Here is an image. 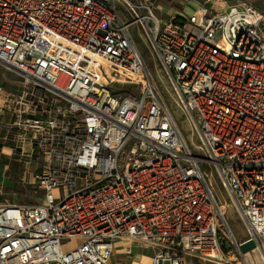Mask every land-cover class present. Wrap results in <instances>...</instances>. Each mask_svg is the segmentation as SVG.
I'll list each match as a JSON object with an SVG mask.
<instances>
[{"label":"built area","instance_id":"built-area-1","mask_svg":"<svg viewBox=\"0 0 264 264\" xmlns=\"http://www.w3.org/2000/svg\"><path fill=\"white\" fill-rule=\"evenodd\" d=\"M184 2L191 14L164 19L153 0H0V69L21 89L0 87L13 119L2 130L21 155L32 149L42 192L0 206V264H111L116 241L152 250L150 264H247L248 242L264 261V13L247 0ZM132 26L197 136L196 155Z\"/></svg>","mask_w":264,"mask_h":264},{"label":"crops","instance_id":"crops-1","mask_svg":"<svg viewBox=\"0 0 264 264\" xmlns=\"http://www.w3.org/2000/svg\"><path fill=\"white\" fill-rule=\"evenodd\" d=\"M154 1V0H153ZM258 11L264 13V0H247ZM154 4V2H153ZM193 7L186 5L184 0H170L167 4H158L155 9L163 14L166 11L165 17L169 15L183 16L191 14ZM165 19V18H164ZM1 70V69H0ZM8 73V72H7ZM4 77V76H3ZM3 79L6 80L4 77ZM17 83V82H16ZM17 85V84H16ZM6 91L16 92L12 87L0 85ZM9 113L3 109L2 99L0 97V206L4 204H32L37 203L42 195L36 190L33 177L39 170V165L30 159L31 148L28 144L24 145V151L27 155H21L16 143L11 140L2 130L3 127L11 122ZM9 184L11 187H7ZM25 201V202H23ZM245 240V239H244ZM243 241V240H241ZM126 246H130L131 255L127 256L124 252ZM153 256V251L148 248L130 245L125 242L116 241L113 248V253L110 259L111 264H150ZM247 264H264L259 254L254 251H249L244 254ZM228 259V257H225ZM231 258V257H229ZM189 264H203V262L194 259L190 260ZM232 264H242L240 259H233ZM211 264V263H206Z\"/></svg>","mask_w":264,"mask_h":264},{"label":"rangeland","instance_id":"rangeland-1","mask_svg":"<svg viewBox=\"0 0 264 264\" xmlns=\"http://www.w3.org/2000/svg\"><path fill=\"white\" fill-rule=\"evenodd\" d=\"M153 2L157 6L158 4L159 5L167 4L170 2V0H154ZM213 8L216 11H220V10H223L224 6L216 2ZM154 10L157 13V15H159L161 18H166L165 17L166 11H163V14H162L161 12H159V10L157 9H154ZM120 16L125 19V17L121 13H120ZM129 31L131 35L133 36V40L136 46L138 47V49H140L139 51L143 56V59L145 61V64H146V67L149 73L152 75L153 78H156V84L159 88L160 95H162L161 97H162L164 104L166 105L168 110H170V113L174 117L177 123V126L179 127L181 134L185 142L187 143L188 147L191 149L193 154L196 155V152L193 149L192 143L196 145L199 143L197 136H194V135L191 136V132L188 128L189 126L186 125V122L181 116V113L177 110L176 105L172 102L171 97H173V94L168 84L169 80H167V77L164 74V71L162 69L160 62L157 59L156 60L154 59V56L152 55L151 50L149 48L148 38L145 36L142 28L140 27L132 26L130 27ZM3 76L6 78V80L3 79L4 78ZM17 81L18 79L14 75L10 73H6L3 70H0V85L6 86V87H12V89H14L15 91H18L21 89L18 87V85H16ZM124 87L128 88L127 85H125ZM208 167L211 170L209 171V173H207L206 178L218 199L219 205H221L222 207V210L225 214V217H226L225 219H226L227 224L229 225V228L231 229L232 233H234L233 235L237 241L246 239L248 237L246 227L243 221L241 220V218L239 217L238 212L235 206L233 205L234 203H232L228 195L225 193L224 189L221 187V183L217 179L213 168L210 167L209 165ZM6 186L11 187L9 184V181ZM40 195H42V192H40ZM69 242L70 241H62V244L67 245ZM228 261H229L228 262L229 264H232L230 262L232 261V258H229Z\"/></svg>","mask_w":264,"mask_h":264},{"label":"water","instance_id":"water-1","mask_svg":"<svg viewBox=\"0 0 264 264\" xmlns=\"http://www.w3.org/2000/svg\"><path fill=\"white\" fill-rule=\"evenodd\" d=\"M240 250H241V252H242L243 254H245V253H247V252H249V251L254 250V245H253L252 242L245 243V244H243V245L241 246Z\"/></svg>","mask_w":264,"mask_h":264}]
</instances>
